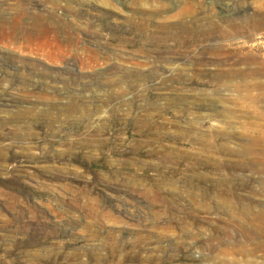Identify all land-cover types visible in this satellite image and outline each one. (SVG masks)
Here are the masks:
<instances>
[{
  "label": "rangeland",
  "instance_id": "obj_1",
  "mask_svg": "<svg viewBox=\"0 0 264 264\" xmlns=\"http://www.w3.org/2000/svg\"><path fill=\"white\" fill-rule=\"evenodd\" d=\"M261 13L0 0V264H264V95L216 83Z\"/></svg>",
  "mask_w": 264,
  "mask_h": 264
},
{
  "label": "bare ground",
  "instance_id": "obj_2",
  "mask_svg": "<svg viewBox=\"0 0 264 264\" xmlns=\"http://www.w3.org/2000/svg\"><path fill=\"white\" fill-rule=\"evenodd\" d=\"M260 15L257 20H247L250 21L249 24L246 20H242L241 24L230 23L229 30H219L221 38L227 42L221 49V56L228 69L218 76L217 84L259 91L260 95H264V41H255L259 35L264 34V13ZM249 41L252 42V46L247 47ZM255 46L256 48L253 49ZM173 71L177 72V70ZM157 73L167 76L169 72L166 69H159Z\"/></svg>",
  "mask_w": 264,
  "mask_h": 264
}]
</instances>
